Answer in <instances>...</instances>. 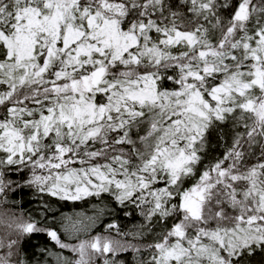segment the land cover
I'll return each mask as SVG.
<instances>
[{
	"label": "snow or ice",
	"instance_id": "snow-or-ice-1",
	"mask_svg": "<svg viewBox=\"0 0 264 264\" xmlns=\"http://www.w3.org/2000/svg\"><path fill=\"white\" fill-rule=\"evenodd\" d=\"M0 264H264V0H0Z\"/></svg>",
	"mask_w": 264,
	"mask_h": 264
},
{
	"label": "trees",
	"instance_id": "trees-1",
	"mask_svg": "<svg viewBox=\"0 0 264 264\" xmlns=\"http://www.w3.org/2000/svg\"><path fill=\"white\" fill-rule=\"evenodd\" d=\"M70 210V209H69Z\"/></svg>",
	"mask_w": 264,
	"mask_h": 264
}]
</instances>
